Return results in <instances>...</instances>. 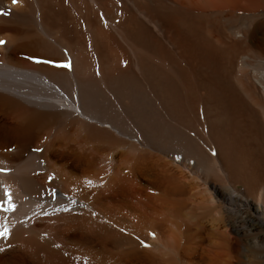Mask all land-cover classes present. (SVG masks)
I'll return each instance as SVG.
<instances>
[{
  "label": "bare ground",
  "instance_id": "1",
  "mask_svg": "<svg viewBox=\"0 0 264 264\" xmlns=\"http://www.w3.org/2000/svg\"><path fill=\"white\" fill-rule=\"evenodd\" d=\"M0 10V264H264V0Z\"/></svg>",
  "mask_w": 264,
  "mask_h": 264
},
{
  "label": "snow or ice",
  "instance_id": "2",
  "mask_svg": "<svg viewBox=\"0 0 264 264\" xmlns=\"http://www.w3.org/2000/svg\"><path fill=\"white\" fill-rule=\"evenodd\" d=\"M12 3L13 4L18 3V0H12ZM7 14H8L7 12L0 10V15H7ZM3 43L4 41L0 40V44H3ZM67 66L68 65H65V67ZM0 171H5V169L0 168ZM86 183L91 185L93 182L91 180H88L86 181ZM4 197H6L7 199L0 197V209H2L5 212L14 211L16 208V205L13 203L11 193L9 192L7 188H4ZM4 205H7V207H5ZM9 234H10L9 226L6 223L0 222V239L7 238ZM144 246L148 247V245L146 244ZM2 250L3 249H0V251Z\"/></svg>",
  "mask_w": 264,
  "mask_h": 264
}]
</instances>
